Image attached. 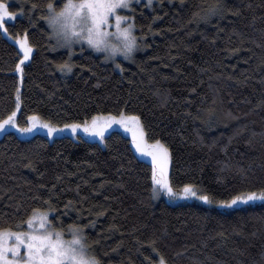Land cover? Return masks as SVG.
Masks as SVG:
<instances>
[{"label":"trees","instance_id":"1","mask_svg":"<svg viewBox=\"0 0 264 264\" xmlns=\"http://www.w3.org/2000/svg\"><path fill=\"white\" fill-rule=\"evenodd\" d=\"M6 1L11 11L25 9L7 26L11 36L27 32L33 53L17 73L20 52L0 30V119L15 111L17 89L21 126L33 114L58 126L121 110L138 115L149 143L169 149L173 188L191 183L213 202L153 198L151 164L117 130L103 144L8 131L0 137V228H15L50 200L55 223L59 216L65 228L88 225L102 264H158L161 255L167 264H264V202L217 205L264 189V0H222L221 12L200 23L189 22L193 12L214 0L133 4L143 43L133 60H118L123 71L73 48L67 74L56 66L68 50L53 47L41 18L49 0Z\"/></svg>","mask_w":264,"mask_h":264},{"label":"snow or ice","instance_id":"2","mask_svg":"<svg viewBox=\"0 0 264 264\" xmlns=\"http://www.w3.org/2000/svg\"><path fill=\"white\" fill-rule=\"evenodd\" d=\"M134 2L138 0H63L62 6H59L57 10L60 0L56 3L49 0L46 5L47 14H42L41 18L46 22L49 38L56 39L53 47L68 50V59L57 64V69L64 74L72 72L75 67L72 62L73 45L80 44L81 51H84V45H87L93 52L102 53V59L105 62L111 61L122 72L123 67L117 57L133 60V54L143 43V37L135 32V17L121 14V10L135 11ZM181 2L183 3V0ZM151 3L152 0H148V6H151ZM37 7L39 5L33 3L28 12L34 14ZM222 8V0H214L206 8L193 12L189 22H208L217 16ZM24 12L25 9L21 7L20 14L23 15ZM16 16L17 12L10 10V4L0 0V30L10 39H15L16 44L19 45L23 56L17 63L16 70L23 73L24 61L29 59L33 47L27 32L23 36L9 35L8 22L14 20ZM29 21L32 23L31 15ZM19 101V89H17V108L20 106ZM206 111L211 115L215 109L209 108ZM228 115L232 114L228 113ZM16 116V111H12L5 118L0 119V131H6V126H11L21 134H29L39 127L46 129L47 135L51 137L54 133L65 130H69L76 136L79 130L86 136L97 138L100 143H104L106 131L113 124H118L131 134V142L136 152L151 157L153 198L163 192L170 198H197L206 204L213 202L210 194L202 193L196 185L191 183L184 184L179 192L173 188L168 175L169 149L159 139L149 143L138 115L129 114L123 110L119 114L100 113L93 115L91 120L73 121L65 123L62 127L36 114L28 116L27 124L21 126ZM196 118H200L199 115ZM255 201H264V189L259 192L240 193L232 196L231 199L220 200L218 203L221 207L232 208ZM44 204L49 206L34 207L27 219L16 224L15 228L12 226L0 228V264H102L93 247V244L98 242H90L84 231L88 225L74 221L65 228L59 216L55 218L59 224L49 218L55 211L51 207V201L46 200ZM72 205L73 202L69 201L65 208H70ZM151 243L153 252L159 254V250L154 246L155 242ZM158 264H167L162 255Z\"/></svg>","mask_w":264,"mask_h":264},{"label":"rangeland","instance_id":"3","mask_svg":"<svg viewBox=\"0 0 264 264\" xmlns=\"http://www.w3.org/2000/svg\"><path fill=\"white\" fill-rule=\"evenodd\" d=\"M152 1H153V0H152ZM6 2L9 3V4H14V2H12V1H6ZM140 2H145V3L148 4V0H138V2H134L133 4H138V3H140ZM15 12H17V16L20 14V10H17V11H15ZM129 13H130L129 10H121V14H123V15H128L129 17H131V16L129 15ZM17 16H16V17H17ZM16 17H15V18H16ZM14 21H15V19L12 20V21H9L8 23H13ZM129 22H131V21H129ZM4 35H5V34H4ZM9 35H10V34H9ZM5 36H6V37H7L12 43H14V44L16 45V47L18 48V50H19V52H20V55H21L20 60H21V58H22V56H23V53H22L21 49L19 48V45L16 44L15 39H10L8 35H5ZM54 39H55V38H54ZM55 41H56V39H55ZM73 48H81V45H80V44H75V45H73ZM84 48H87V49L91 50L90 48L87 47V45H84ZM66 49H67V48H66ZM32 53H33V52H32ZM95 53H96V52H95ZM97 54H101V55H103L102 53H97ZM31 56H32V54L30 55V57H29L28 60L24 61V64H23V65L27 64V63L30 61ZM117 60H123V58L120 57V56H118V57H117ZM17 73H19V72H17ZM19 74H20V73H19ZM19 110H20V106H19V108H17V105H16V109H15V111H16V113H17L16 119H17V117H18ZM60 127H62V126H60ZM113 130H117V131L121 132L124 136H126L127 138H129L130 143H131L132 150H133V152L135 153V155L137 156V158H139L140 160H143V161H146V162L150 163L151 166H152V168H153L152 161H151V157L144 156V155H141V154H139V153L136 152V150H135V148H134V146L132 145V142H131V140H132L131 134L128 133V132H126V131H125L120 125H118V124H113L112 127L109 128V129L106 131L105 136H106L109 132H111V131H113ZM8 131H13V132H15L16 134H18L20 137H23V138H30V137H32V136H34V135H36V134H41V135L46 136L49 140H53L54 138H58V137L68 136V137H71V138H73V139H84V140H88V141H96V142L100 143L99 140H98L97 138L88 137V136H86L82 131H79V130H78V135H76V136H74L69 130H65V131H59V132H57V133H54L53 136L49 137V136L47 135V130H46V129H43V128H39V127H38L37 129L33 130V132H31V133H29V134H21V133H19V132L17 131L16 128L11 127V126H6V131H0V137H1L5 132H8ZM100 144H101V143H100ZM102 144H103V143H102ZM169 173H170V159H169V163H168V175H169ZM161 196H163L164 198L168 199L169 202L172 203V204H177V203H181V202H184V201H196V202H199V203H202V204L207 205L206 203H204L203 201H201V200H199V199H197V198L183 199V198L176 197V198H174V200H170V199H169V196L166 195V194L163 193V192H161L157 197L160 198ZM256 202H264V201H255V202H250V203H256ZM217 205H218V207H220V208H226V207H221V206L219 205V203H218ZM242 205H243V204L236 205V206H233V207L242 206ZM21 252H23V249H21Z\"/></svg>","mask_w":264,"mask_h":264},{"label":"bare ground","instance_id":"4","mask_svg":"<svg viewBox=\"0 0 264 264\" xmlns=\"http://www.w3.org/2000/svg\"><path fill=\"white\" fill-rule=\"evenodd\" d=\"M152 198V197H151Z\"/></svg>","mask_w":264,"mask_h":264}]
</instances>
